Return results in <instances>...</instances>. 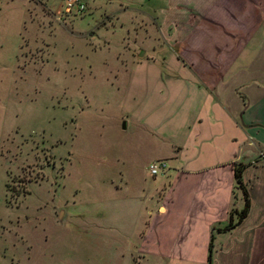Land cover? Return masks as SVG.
Wrapping results in <instances>:
<instances>
[{
    "label": "rangeland",
    "instance_id": "374dc122",
    "mask_svg": "<svg viewBox=\"0 0 264 264\" xmlns=\"http://www.w3.org/2000/svg\"><path fill=\"white\" fill-rule=\"evenodd\" d=\"M60 1L0 0V264L111 263L95 214L111 213L119 171L144 172L143 124L164 104L134 37L153 19L127 0L60 16Z\"/></svg>",
    "mask_w": 264,
    "mask_h": 264
},
{
    "label": "crops",
    "instance_id": "0c3cea01",
    "mask_svg": "<svg viewBox=\"0 0 264 264\" xmlns=\"http://www.w3.org/2000/svg\"><path fill=\"white\" fill-rule=\"evenodd\" d=\"M127 2L156 22L134 37L149 41L137 55L160 63L151 90L164 104L143 124L144 172L119 171L111 213L95 214L115 249L109 264H264V0ZM157 158L163 176L146 169ZM236 168L248 196L238 220Z\"/></svg>",
    "mask_w": 264,
    "mask_h": 264
},
{
    "label": "built area",
    "instance_id": "2783aa9c",
    "mask_svg": "<svg viewBox=\"0 0 264 264\" xmlns=\"http://www.w3.org/2000/svg\"><path fill=\"white\" fill-rule=\"evenodd\" d=\"M59 7V15L62 16L69 12L75 13V15L82 14L85 11V3L83 0H61ZM146 169L150 175L163 176L166 172L167 165L165 160L157 158L148 162Z\"/></svg>",
    "mask_w": 264,
    "mask_h": 264
},
{
    "label": "trees",
    "instance_id": "16d2710c",
    "mask_svg": "<svg viewBox=\"0 0 264 264\" xmlns=\"http://www.w3.org/2000/svg\"><path fill=\"white\" fill-rule=\"evenodd\" d=\"M239 173L240 172H239L238 168L234 169V176H235V179H236V181H235L236 185L241 188L243 196H244L243 205L240 208V210L237 212V217H236L237 220L240 219L241 217H243L246 214V211L248 209V196H247V193H246L245 189L243 188V186H242V184L240 182L241 179H240V174ZM230 217H231V215H230Z\"/></svg>",
    "mask_w": 264,
    "mask_h": 264
},
{
    "label": "water",
    "instance_id": "95a60500",
    "mask_svg": "<svg viewBox=\"0 0 264 264\" xmlns=\"http://www.w3.org/2000/svg\"><path fill=\"white\" fill-rule=\"evenodd\" d=\"M141 53V52H140ZM122 127H124V122L121 124Z\"/></svg>",
    "mask_w": 264,
    "mask_h": 264
}]
</instances>
